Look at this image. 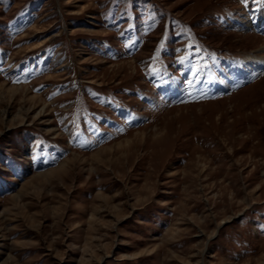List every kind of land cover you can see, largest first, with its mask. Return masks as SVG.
Instances as JSON below:
<instances>
[{
    "label": "rangeland",
    "instance_id": "rangeland-1",
    "mask_svg": "<svg viewBox=\"0 0 264 264\" xmlns=\"http://www.w3.org/2000/svg\"><path fill=\"white\" fill-rule=\"evenodd\" d=\"M264 0H0V264H264Z\"/></svg>",
    "mask_w": 264,
    "mask_h": 264
},
{
    "label": "bare ground",
    "instance_id": "bare-ground-1",
    "mask_svg": "<svg viewBox=\"0 0 264 264\" xmlns=\"http://www.w3.org/2000/svg\"><path fill=\"white\" fill-rule=\"evenodd\" d=\"M256 68L257 67H264V58L263 59H258V61H256Z\"/></svg>",
    "mask_w": 264,
    "mask_h": 264
}]
</instances>
